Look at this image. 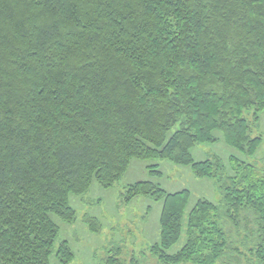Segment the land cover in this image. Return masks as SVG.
Segmentation results:
<instances>
[{
  "label": "trees",
  "instance_id": "trees-1",
  "mask_svg": "<svg viewBox=\"0 0 264 264\" xmlns=\"http://www.w3.org/2000/svg\"><path fill=\"white\" fill-rule=\"evenodd\" d=\"M250 110L264 111V0H0V264H50L71 196L115 186L133 160L189 166L222 190L186 216L188 190L129 186L128 201H164L160 263L264 264V171L192 154L219 132L256 156ZM58 255L74 256L67 242Z\"/></svg>",
  "mask_w": 264,
  "mask_h": 264
},
{
  "label": "rangeland",
  "instance_id": "rangeland-1",
  "mask_svg": "<svg viewBox=\"0 0 264 264\" xmlns=\"http://www.w3.org/2000/svg\"><path fill=\"white\" fill-rule=\"evenodd\" d=\"M246 118L251 126L252 137L262 136L264 144V111L255 119L254 110H250ZM177 129L178 126L174 127L170 136ZM216 136L219 137L216 143L194 146L192 154L196 162L220 160L230 175L235 173L234 169H238V165L243 166L242 162L264 171V145L261 152L251 158L227 146L221 139V133L216 132ZM139 182H152L168 194L188 190L191 197L186 216L200 200H208L216 205L223 201L217 180L198 177L189 166L176 165L168 160H133L115 186L103 188L94 181L84 195L71 196L70 204L76 211V218L72 223L54 218L60 227V234L50 264H104L109 254L119 251V257L127 264H162L151 249L160 242L164 201L148 196H138L128 201L129 186ZM93 221L99 222L98 231L92 230ZM233 241H238L236 234ZM63 242L68 243L74 254L73 259L66 263L58 255ZM185 242L184 235L168 250V254L177 253Z\"/></svg>",
  "mask_w": 264,
  "mask_h": 264
}]
</instances>
